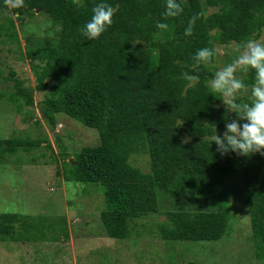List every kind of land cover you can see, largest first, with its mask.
Segmentation results:
<instances>
[{"label":"trees","instance_id":"16d2710c","mask_svg":"<svg viewBox=\"0 0 264 264\" xmlns=\"http://www.w3.org/2000/svg\"><path fill=\"white\" fill-rule=\"evenodd\" d=\"M180 2L182 14L166 21L165 0H81L82 7L73 0H24L23 7L10 8L13 16L0 2V34L20 58L29 59L35 82L33 90L24 88L10 73L3 80L11 83L12 91L0 89V100L11 103L16 114L30 115L27 109L38 106L36 124L45 121L51 130L60 114L97 132V145L70 153L54 135L59 150L55 161L61 162L57 175L81 186L82 198L100 193L105 237L127 239L136 221L163 215L165 220L149 231L166 244L220 241L233 231L232 201L239 199L248 211L258 257L264 259V155L222 156L215 143L203 141L215 128L223 136L226 120L236 118L207 86L218 69L213 63L218 64L219 49L264 36V0ZM99 3L117 11L111 27L89 40L82 29ZM210 6L216 10L207 13ZM200 12L204 17L196 21L192 36H185L188 20ZM40 15L56 27L54 37L29 39L21 53L16 28ZM157 22L168 23L169 30L157 29ZM205 47L217 54L211 64L193 72L192 58ZM236 56L237 50L225 63ZM185 71L197 75L199 83L188 87ZM242 80L251 93L255 72L250 70ZM33 91L47 92L37 106ZM240 101L249 102L250 96ZM185 137H190L187 144L182 143ZM44 140L28 134L0 139V164L6 155L23 163L18 152L29 153ZM143 157L145 169L135 164ZM52 208L47 205L36 215L0 213L2 245L68 241L66 217ZM80 233L88 236L92 231Z\"/></svg>","mask_w":264,"mask_h":264},{"label":"rangeland","instance_id":"374dc122","mask_svg":"<svg viewBox=\"0 0 264 264\" xmlns=\"http://www.w3.org/2000/svg\"><path fill=\"white\" fill-rule=\"evenodd\" d=\"M0 2H3L8 14H11L10 7L5 5L4 0ZM215 10L211 6L205 7L207 13ZM1 17L3 16L0 14ZM15 22L16 25L19 23L17 16ZM16 31L21 53H25L27 44L31 43L29 39L49 40L54 37L56 27L40 15L18 24ZM7 38L0 34V89L11 93V83L5 82L3 78H8L13 73L12 78L20 79L24 82V88L33 90L34 71L29 59L20 58V52L9 46L12 42ZM235 50V45L225 50L219 49L218 64L213 63L217 66V71L227 64L226 58L231 57ZM34 65L42 67L43 64L36 61ZM245 74L238 72L237 76L243 79ZM46 94V91H33L35 106L45 99ZM245 96H250L249 91L240 94V97ZM221 106L225 108L223 103ZM27 110L30 115H26L24 111L16 114L11 103L0 100V139L25 134L31 139H46L29 153L18 152L22 155L23 163L12 162L15 156L6 155L5 163L0 164V213L36 215L43 213L44 207L50 205L56 213L66 217L69 239L51 244L18 243L12 246L2 245L0 242V264H106L107 261L109 264H168L170 261L174 264H264V259L258 257L257 244L251 239L248 211L239 206V199L232 201L234 208L230 215L235 219L232 223L233 231L220 241L166 244L149 231V228H155L156 222L165 220L163 215H151L136 221L127 239L113 240L105 237L99 221L103 208L100 193L94 191L90 196L82 198L81 192H78L81 186L66 183L57 175V171L61 170V162L55 161L59 150L54 135L61 138L62 144L70 153L86 146L97 145V132L60 114L56 115L57 124L51 130L45 121L40 120L36 124L35 121L40 119L38 106ZM135 164L145 169V157ZM82 230H90L92 234L82 236Z\"/></svg>","mask_w":264,"mask_h":264},{"label":"clouds","instance_id":"9594fccd","mask_svg":"<svg viewBox=\"0 0 264 264\" xmlns=\"http://www.w3.org/2000/svg\"><path fill=\"white\" fill-rule=\"evenodd\" d=\"M7 7L12 9L24 6V0H4ZM73 3L82 7L81 0ZM117 9L107 3H99L92 9V17L82 29V34L89 40L98 39L113 23ZM183 12L180 0H165L163 19L179 17ZM200 12L193 15L185 28L184 35L192 36L196 21L204 17ZM156 28L168 31L169 24L157 22ZM238 55L228 64L215 72L207 86L214 94L219 95L226 111L235 114V119L226 120L223 136L215 133L203 137V141L215 143L217 151L223 156L229 152L238 156L248 157L256 153L264 155V36L260 39L248 38L236 45ZM217 54L215 49L201 48L193 56L191 70L197 71L201 65L212 63ZM255 72V80L251 85L250 101L241 102L240 94L248 91V86L237 76V73ZM182 78L188 82V87L199 83L197 75L188 71L182 73ZM190 142V137L182 139V143Z\"/></svg>","mask_w":264,"mask_h":264}]
</instances>
